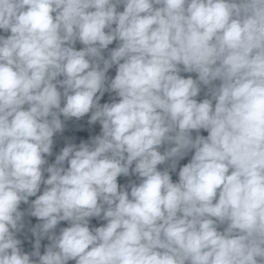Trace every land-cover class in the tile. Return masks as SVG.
Masks as SVG:
<instances>
[{"label": "clouds", "instance_id": "clouds-1", "mask_svg": "<svg viewBox=\"0 0 264 264\" xmlns=\"http://www.w3.org/2000/svg\"><path fill=\"white\" fill-rule=\"evenodd\" d=\"M0 264H264V0H0Z\"/></svg>", "mask_w": 264, "mask_h": 264}, {"label": "trees", "instance_id": "trees-1", "mask_svg": "<svg viewBox=\"0 0 264 264\" xmlns=\"http://www.w3.org/2000/svg\"><path fill=\"white\" fill-rule=\"evenodd\" d=\"M114 46V45H113ZM79 47H82L81 45H77V48H79ZM110 47H112V46H110ZM114 74V73H113ZM205 135H206V133H204ZM81 135H83V134H81ZM183 162H187L186 160L185 161H183ZM182 162V163H183ZM175 178V177H174ZM123 182V181H122ZM33 221H34V218H33ZM35 222V221H34ZM93 222V224H95L96 223V221L95 220H93L92 221Z\"/></svg>", "mask_w": 264, "mask_h": 264}]
</instances>
